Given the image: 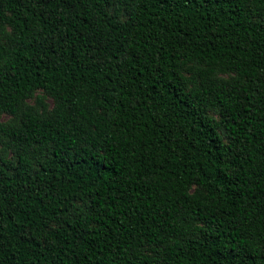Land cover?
Segmentation results:
<instances>
[{
    "label": "trees",
    "instance_id": "16d2710c",
    "mask_svg": "<svg viewBox=\"0 0 264 264\" xmlns=\"http://www.w3.org/2000/svg\"><path fill=\"white\" fill-rule=\"evenodd\" d=\"M0 115V264H264V0H0Z\"/></svg>",
    "mask_w": 264,
    "mask_h": 264
},
{
    "label": "rangeland",
    "instance_id": "374dc122",
    "mask_svg": "<svg viewBox=\"0 0 264 264\" xmlns=\"http://www.w3.org/2000/svg\"><path fill=\"white\" fill-rule=\"evenodd\" d=\"M47 102H50V101L47 100ZM9 119L10 117L7 115H0V122H5V121H8Z\"/></svg>",
    "mask_w": 264,
    "mask_h": 264
}]
</instances>
